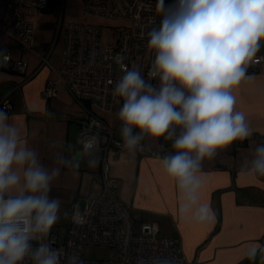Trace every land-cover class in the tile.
<instances>
[{
    "label": "clouds",
    "instance_id": "1",
    "mask_svg": "<svg viewBox=\"0 0 264 264\" xmlns=\"http://www.w3.org/2000/svg\"><path fill=\"white\" fill-rule=\"evenodd\" d=\"M156 10L161 20L148 32L147 46L155 53L148 75L159 77V88L135 67L126 68L119 56L124 74L112 95L122 101L118 115L129 149L143 134L172 140L180 129L172 144L176 154L162 164L183 193L181 213L193 209L197 221L207 222L214 213L199 203L201 162L252 135L245 114L235 110L233 90L251 78L248 67L264 47V0H175L167 6L157 0ZM9 119L0 109V264H24L26 258L31 264H83L53 247L61 205L49 193L59 169L49 170ZM133 128L141 135L133 136ZM248 170L264 176V145L256 147ZM84 219L73 214L74 221Z\"/></svg>",
    "mask_w": 264,
    "mask_h": 264
},
{
    "label": "crops",
    "instance_id": "2",
    "mask_svg": "<svg viewBox=\"0 0 264 264\" xmlns=\"http://www.w3.org/2000/svg\"><path fill=\"white\" fill-rule=\"evenodd\" d=\"M58 34L63 45L59 30ZM33 50L27 53L25 75L0 68V93L10 91L14 82H22L19 90L9 93L14 109L9 123L18 128L22 139L37 151L49 170L59 169L49 197L60 201L59 219L54 226H62L65 222L69 224L76 202L82 206L86 199L101 192V152L84 151L77 143L78 120L83 110L63 84L56 83L54 97L43 96L46 81L56 76L47 66L40 67L42 54ZM260 54L264 56V47ZM248 75L251 78L233 90L235 110L245 114L252 135L264 134V71H248ZM121 106L112 113H98L114 126ZM179 134L180 129L172 140L143 134L141 141L145 148L172 150L175 155L172 144ZM115 135L123 137L120 131ZM132 135L140 136V130L133 128ZM250 137L235 141L240 145L238 149L232 143L201 162L199 203L209 205L214 213V219L207 222L197 221L193 209L181 213L184 196L164 169L163 158L149 157L129 148H111L108 152L111 175L117 180L124 205L139 223L155 221L159 233L176 237L189 264H264V248L257 251L264 245V176L248 170L255 158Z\"/></svg>",
    "mask_w": 264,
    "mask_h": 264
},
{
    "label": "built area",
    "instance_id": "3",
    "mask_svg": "<svg viewBox=\"0 0 264 264\" xmlns=\"http://www.w3.org/2000/svg\"><path fill=\"white\" fill-rule=\"evenodd\" d=\"M84 20L80 22L61 21L58 30L63 36L61 58L58 65L50 61L51 50L40 55V67L47 66L55 73L42 89L46 99L57 93L56 83L60 82L83 110L78 120L77 143L84 147L91 141L101 152V192L97 197L88 198L82 206H73L68 228L51 233L53 247L60 248L68 256L76 255L83 264H189L176 237L159 236L155 221H141L136 229L137 217L124 205L120 187L111 175L108 152L111 148L125 150L122 132L123 122L110 125L98 111L112 113L122 101L112 95L115 82L124 74L117 59L122 56L123 64L129 70L135 67L146 82L157 89L159 77H149L155 58L148 48V32L158 26L161 20L156 10L157 0H81ZM175 0H165L172 5ZM48 5V0H0V32L9 37L13 44L0 43V68L26 74L27 53L34 52L37 13ZM89 17L100 20H116L120 24L107 27L88 21ZM7 57L5 59L4 57ZM248 71H264V56L258 53ZM28 79V77H25ZM22 82H14L11 90L0 93V109L9 115L14 112L9 93L19 90ZM7 106V107H6ZM179 128H176L177 132ZM253 146L264 145V134H253ZM235 149L240 145L233 142ZM137 152L164 158L174 155L172 150L145 148L141 139L134 148ZM81 213L84 221L73 220L74 213ZM87 245L110 247L113 254L109 259H86ZM37 242H33V247ZM24 264H31L25 260ZM62 264H65L62 261Z\"/></svg>",
    "mask_w": 264,
    "mask_h": 264
},
{
    "label": "rangeland",
    "instance_id": "4",
    "mask_svg": "<svg viewBox=\"0 0 264 264\" xmlns=\"http://www.w3.org/2000/svg\"><path fill=\"white\" fill-rule=\"evenodd\" d=\"M61 21L80 22L84 20L82 14L81 0H58L56 3H51L40 14L36 16V30H35V44L34 48L46 55L51 50V62L57 63L60 60L62 44L61 36L58 34V26ZM89 22L105 25L107 27L117 26L120 24L116 20H100L94 17L88 18ZM1 43L13 44V41L5 34L0 32ZM0 43V48L2 44ZM138 219L136 220V229L138 226ZM67 222L62 226H54L51 233H56L68 228ZM159 236H164L159 233ZM113 254L110 247L99 245H87L84 249V257L86 259H109Z\"/></svg>",
    "mask_w": 264,
    "mask_h": 264
},
{
    "label": "trees",
    "instance_id": "5",
    "mask_svg": "<svg viewBox=\"0 0 264 264\" xmlns=\"http://www.w3.org/2000/svg\"><path fill=\"white\" fill-rule=\"evenodd\" d=\"M56 2H58V0H48V5L51 4V3L54 4V3H56Z\"/></svg>",
    "mask_w": 264,
    "mask_h": 264
},
{
    "label": "water",
    "instance_id": "6",
    "mask_svg": "<svg viewBox=\"0 0 264 264\" xmlns=\"http://www.w3.org/2000/svg\"><path fill=\"white\" fill-rule=\"evenodd\" d=\"M260 51H261V50H260ZM258 53H260V52H258ZM258 53H257V54H258Z\"/></svg>",
    "mask_w": 264,
    "mask_h": 264
}]
</instances>
